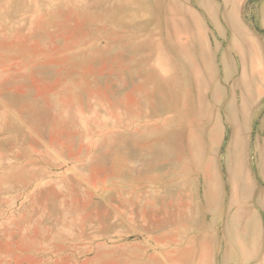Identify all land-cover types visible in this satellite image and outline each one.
<instances>
[{
  "label": "rangeland",
  "instance_id": "obj_1",
  "mask_svg": "<svg viewBox=\"0 0 264 264\" xmlns=\"http://www.w3.org/2000/svg\"><path fill=\"white\" fill-rule=\"evenodd\" d=\"M262 198L264 0H0V264H264Z\"/></svg>",
  "mask_w": 264,
  "mask_h": 264
},
{
  "label": "crops",
  "instance_id": "obj_2",
  "mask_svg": "<svg viewBox=\"0 0 264 264\" xmlns=\"http://www.w3.org/2000/svg\"><path fill=\"white\" fill-rule=\"evenodd\" d=\"M262 201L263 198H262ZM263 204H261L262 206ZM255 226L257 227V230H260V231H263L264 232V217L262 215L259 214V211H258V214L257 216L255 217Z\"/></svg>",
  "mask_w": 264,
  "mask_h": 264
}]
</instances>
